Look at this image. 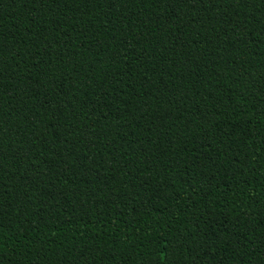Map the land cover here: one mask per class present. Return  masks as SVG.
Returning <instances> with one entry per match:
<instances>
[{"label":"trees","instance_id":"1","mask_svg":"<svg viewBox=\"0 0 264 264\" xmlns=\"http://www.w3.org/2000/svg\"><path fill=\"white\" fill-rule=\"evenodd\" d=\"M0 264H264V0H0Z\"/></svg>","mask_w":264,"mask_h":264}]
</instances>
